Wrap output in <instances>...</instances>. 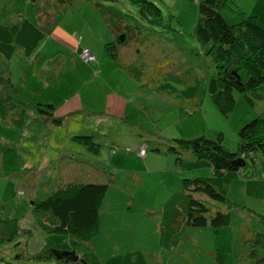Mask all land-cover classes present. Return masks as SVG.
Masks as SVG:
<instances>
[{"label":"rangeland","instance_id":"1","mask_svg":"<svg viewBox=\"0 0 264 264\" xmlns=\"http://www.w3.org/2000/svg\"><path fill=\"white\" fill-rule=\"evenodd\" d=\"M153 1L162 10L163 26L137 17L142 26L133 30L128 0H0V25L28 18L44 32L29 55L19 49L10 58L0 53V76L29 103L52 101L62 117L51 125L25 114L21 126L9 125L16 134L0 129V216L16 219L20 227L17 236L0 241V264H264L259 260L264 246L252 241L254 232L264 231V160L257 151L237 171L213 174L199 167L228 197L210 200L209 215L227 210L229 224L217 230L209 223L186 225L178 244L160 246L161 205L181 189L182 176L195 175L188 172L187 157L165 147L167 137L220 133L222 144L237 150L241 125L264 116V82L257 89L260 96L247 92L252 103L234 90L235 104L223 114L208 92L215 70L207 53L210 43L194 35L198 0ZM108 5L127 14L118 39L128 38L115 41V57L104 46L114 40L104 17ZM83 49L92 53L89 61L80 55ZM9 120L0 116V126L6 128ZM88 133L98 149L73 137ZM65 134L71 140L62 139ZM136 138L134 146L130 142ZM142 150L154 163L133 172L142 166L133 161L145 155ZM113 153L118 156L110 161L114 167L104 163ZM70 178L108 183L99 230L86 243L67 232L47 231L43 223L53 216L33 206ZM56 250H75L78 260L33 254Z\"/></svg>","mask_w":264,"mask_h":264},{"label":"trees","instance_id":"2","mask_svg":"<svg viewBox=\"0 0 264 264\" xmlns=\"http://www.w3.org/2000/svg\"><path fill=\"white\" fill-rule=\"evenodd\" d=\"M128 2L132 6L130 9L133 13L129 15L136 22L133 30L142 26L138 18L151 26H163L162 10L153 0H128ZM229 6L226 0H198V19L194 26L195 37L199 41L210 43L207 53L214 62L215 70L208 77V92L213 103L223 114H227L235 104L234 90L244 93L252 103L253 99L247 95V92L251 90L256 97L260 96L257 89L264 82V28L253 15H247L235 23H228L221 9ZM104 9L107 13L104 16L106 23L112 30L114 38L105 42L104 46L108 55L115 57V50L111 49L116 47L115 41H121L118 35L123 30L120 29L119 24L124 25L123 18L127 14L112 5ZM170 26L171 24H168V28ZM122 35L121 42H125L128 36ZM43 37L44 32L40 26L28 18L23 19L19 24L0 25V53L10 58L14 50L19 49L25 55H29ZM231 69L239 74V79L230 73ZM1 94L6 95L17 106L15 111L8 113L2 107ZM191 101L194 105L199 104L196 98H192ZM27 108L33 109L38 114L49 115L55 123L61 121V118L53 113V104L37 102L33 106L28 105L22 92L16 89L8 78L0 76V116H9L10 123L20 125ZM0 129L7 135L9 132L11 135L14 134V131L8 127L0 126ZM177 136L168 137L167 149L175 152L179 158L184 152H189L198 159H208L213 174L239 170L240 167L235 165L233 160L243 158L246 164L245 157L251 156L256 151L264 160V116H255L241 125L238 130V147L235 151L222 144L220 133L216 138H208L204 134L191 138ZM74 137L98 149V143L92 140L91 135L82 134ZM7 149V151L16 150L12 147ZM107 188L106 182L68 181L59 184L52 194L34 201L33 206L46 212L47 216H53L52 222L47 220L46 224L43 223L47 231L67 232L86 243L99 230L100 206ZM197 193L200 196H197ZM210 200L226 202L228 197L205 175L182 176L181 189L161 205L158 223L160 246L172 248L178 244L186 233V225L203 226L209 223L217 230L221 225L229 224L230 212L227 210L217 209L209 215ZM19 229L16 219L0 216V241L17 236ZM252 241L264 246V231L254 232ZM33 254L37 257L54 256L53 253L44 255L46 253L43 251ZM259 260L264 263V258L261 257Z\"/></svg>","mask_w":264,"mask_h":264},{"label":"crops","instance_id":"3","mask_svg":"<svg viewBox=\"0 0 264 264\" xmlns=\"http://www.w3.org/2000/svg\"><path fill=\"white\" fill-rule=\"evenodd\" d=\"M226 1L229 3L230 6L229 7H223V9H221V12H222L224 18L226 19V21L228 23H235V22H238V21L244 19L247 15H253V16H255L257 22L261 25V27L264 28V0H226ZM1 97H2V101H3L2 107L4 108V106H5L6 109L5 108L4 109L8 113L13 112L14 108L15 109L17 108V106H15L13 102H10V100L6 97V95H1ZM25 102L28 105H30V106H33V105L36 104V103L35 104L29 103L27 101V99H26V96H25ZM42 103H51V104L54 105V103L52 101H45V102H42ZM115 103H121V102L119 100H115ZM179 105H182V104L179 103ZM183 106H184V104H183ZM7 109H9V110H7ZM55 111H56V107L54 105V112L53 113H54L55 116H59V115L55 114L56 113ZM70 111H73V110H70ZM25 114H27L29 117H33L32 119H37L38 123H41L40 120H42V121H44V122H46L48 124L53 125V124H59L62 121V117L59 116L61 118V121L59 123H54L51 120V117L49 115L38 114L33 109L27 108L24 111V113H23V118H22L21 124L20 125H16V126H21L23 124L24 115ZM44 122H42V123H44ZM9 125H10V122L8 123V126H7L8 128H10ZM11 129L12 128H10V130ZM14 133H15V131H14ZM34 133L36 135H40L41 131L39 129H34ZM82 133H84V132H82ZM75 135H77V134H75ZM75 135H73V137ZM80 135H82V134H80ZM62 139L67 140V141L71 140V138L69 137L68 134H65V137H63ZM167 139H168V137H167ZM138 140L139 139L136 138L135 141L131 140L132 142H130V143L134 144V146H135L136 143H138ZM76 141H79V140H76ZM154 141H160V140H154ZM72 143H73V141H72ZM164 144H165V147H166V143H164ZM154 145H156V143ZM154 149L156 151L159 150V149L157 150V148H154ZM183 155L188 158V161L190 163V166H189L190 169H188L189 170L188 172L193 170V171H191V173H193L195 175H198V174L202 175V174H200L202 172V170L199 169V167H201V166L205 167L206 170H207V168L212 170L211 162L208 159L207 160H201V159H205V158L198 159V158L194 157L193 155H191L189 152H184ZM183 155H182V157H183ZM109 156H110L109 157V162H108L109 164L107 162H104V163L106 165H108V166H113V165H111L110 161H113V158L114 157L117 158L118 156H117L116 153H113V154H111ZM149 156H150V154L147 152V150H146L145 155H143V156L138 155V160L134 159L133 161H137L138 162L137 164L138 165H142V166H141L140 170L136 168L133 172L149 170L151 164L154 163L152 161L153 159H150ZM225 172H227V171H225ZM225 172H223V173H225ZM206 174L210 175V173H206ZM68 180L75 181V180H79V179H71L70 178V179L62 181V183L68 182Z\"/></svg>","mask_w":264,"mask_h":264},{"label":"water","instance_id":"4","mask_svg":"<svg viewBox=\"0 0 264 264\" xmlns=\"http://www.w3.org/2000/svg\"><path fill=\"white\" fill-rule=\"evenodd\" d=\"M121 37H123V35ZM230 73L232 75H234L237 79H239L240 76L234 69H231ZM233 162H234L235 165H237L239 167H241V166H243L245 164V160L243 158L234 159ZM54 255L57 258H64V260L66 262L78 260V254L76 253L75 250H70V251H64V250L59 251V250H56Z\"/></svg>","mask_w":264,"mask_h":264},{"label":"built area","instance_id":"5","mask_svg":"<svg viewBox=\"0 0 264 264\" xmlns=\"http://www.w3.org/2000/svg\"><path fill=\"white\" fill-rule=\"evenodd\" d=\"M80 55L83 57L84 60H88V59L93 57L92 53H90V51L87 49H83V51L81 52ZM141 152H142V154L145 153L144 150H142Z\"/></svg>","mask_w":264,"mask_h":264},{"label":"bare ground","instance_id":"6","mask_svg":"<svg viewBox=\"0 0 264 264\" xmlns=\"http://www.w3.org/2000/svg\"><path fill=\"white\" fill-rule=\"evenodd\" d=\"M86 61H89V59H88V60H86Z\"/></svg>","mask_w":264,"mask_h":264}]
</instances>
